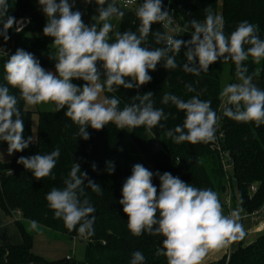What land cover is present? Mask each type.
<instances>
[{"label":"clouds","instance_id":"clouds-1","mask_svg":"<svg viewBox=\"0 0 264 264\" xmlns=\"http://www.w3.org/2000/svg\"><path fill=\"white\" fill-rule=\"evenodd\" d=\"M84 2L91 3L92 0ZM74 3L75 0L72 3L69 0H38L47 18L43 34L52 39L55 47V53L50 55V59L56 61L55 73L45 70L34 54L22 48H17L10 57L0 48V52L8 57L4 64L6 85H0V142L7 143L8 155L22 152L33 142L32 136L24 139V120L17 107L18 98L10 94V87L19 90V99L27 106L53 104L56 112L66 109L64 115L78 126V135L84 140L90 138L89 128L100 131L109 123H114L117 129L163 127L160 121L167 120L168 116L162 109L154 108L153 92L137 94L132 99L139 103L125 105L122 110L118 107V97L101 99V93L105 90L114 92L121 86L124 89L140 88L152 80L149 71H155L161 61L165 69L177 68L176 56L182 46L187 49L184 53L187 62L182 68L186 73L199 76L221 59L225 63L233 62L239 82L225 85L219 93L220 100L231 105L224 108L223 115L236 122H254L257 127L264 124V90L253 83L259 69L249 75L243 63L249 57L256 64L264 59V39L257 34L258 25L242 21L226 36L222 18L206 9L203 23L195 19L189 21L194 29L190 40L156 31L153 33L156 43L165 46L150 49L142 44L152 32V25L162 24L168 29L172 23L162 0H143L135 9L140 21L139 35L132 31L116 32L111 42L109 33L113 25L110 21L124 15L117 0H95L98 15L92 19L102 22L99 28L97 23L86 25L82 12L73 11ZM8 9L7 0H0V11L7 13ZM15 23L14 17L7 16L0 29L5 42L9 39L8 30ZM21 30L17 28V31ZM245 45L250 47L245 50ZM74 80L84 83L77 85ZM185 88L188 92L196 91L191 84H186ZM169 102L185 113L183 125L166 132L175 143L197 144L215 140L220 117L212 110L211 101L201 100L199 93L186 101L165 93L162 103ZM59 156L57 147L50 154L21 156L17 163L29 170L36 180L49 176L55 179L52 170ZM92 167L95 170V164ZM108 169L114 171L112 162H108ZM154 175L159 177V190L153 184ZM85 179L88 180L86 186L93 192L103 194L100 184L88 179L79 164H73L64 180L65 186L52 188L46 200L54 216L62 219L69 231L78 230L81 235L91 236L96 219L92 214L96 209L85 193ZM119 203L128 217L127 227L133 236L147 232L163 237V247L156 255L166 257L167 264H203L210 251L242 240L246 235L238 222L241 210L226 215L217 192L194 187L169 172L153 173L140 163L133 165L131 175L123 183ZM30 225L32 229L38 228L35 220L30 221ZM144 261L140 251L132 254L131 264H144Z\"/></svg>","mask_w":264,"mask_h":264},{"label":"trees","instance_id":"trees-1","mask_svg":"<svg viewBox=\"0 0 264 264\" xmlns=\"http://www.w3.org/2000/svg\"><path fill=\"white\" fill-rule=\"evenodd\" d=\"M142 2L143 0H139L132 9H124L119 32L132 31L139 35L137 29L140 21L135 15V9ZM7 3L8 12L0 11V29L7 16L14 17L15 20L21 16H29L30 23L20 32H14L13 26L7 32L9 39L6 42L0 36V45L12 43L14 53L17 48H22L34 54L42 67L49 66L47 54L53 43L50 37L43 34L47 18L38 0H16L14 7L12 0H7ZM163 3L164 9L168 4L174 8V16L181 26L178 39L184 41L191 39L194 29L189 21L195 19L203 23L207 15L206 9H210L214 16H218L220 9L223 32L226 36L235 31L240 22L246 20L258 25L257 34L264 39V0H163ZM151 31L142 46L150 49L164 47L163 43H156L153 34L156 31L166 32L162 24H153ZM244 47L247 50L250 45ZM185 51L187 49L182 46L179 55L176 56L177 68L165 69L161 61L155 71H149L152 77L149 83L138 89L135 87L124 89L121 86L114 92L105 90L106 96L118 97L120 100L118 107L122 110L125 105L139 103L132 97L151 91L154 108L162 109L168 116L167 120L160 121L163 127L157 125L152 130H148L146 126L128 129L135 145L146 156L153 173L169 172L194 187L212 189L218 193L223 208L227 194L231 192L229 195H232L233 206L249 213L257 211L264 204V124L257 127L254 122H236L224 116V108L231 105H226L219 98L224 69L223 59L211 64L208 72H201L196 76L182 70L184 63L187 62ZM8 57L0 58V85H6L4 64ZM243 63L248 68L249 75L259 69V75L253 77V83L259 87V80L264 78V59L256 64L249 57ZM230 74V83H238L233 62L230 63ZM73 82L77 85L84 83L82 80ZM186 84H191L196 91L188 92ZM261 88L264 90V85ZM165 93L176 95L185 101L199 93L201 100L211 101L212 110L220 117L215 140L208 143L177 144L168 137L167 130L183 125L185 113L170 102L163 104L162 98ZM10 94L18 98L17 107L24 120L23 136L27 139L32 132V112L26 109L25 102L19 99L18 89L10 87ZM65 111L66 109L59 112L41 111L37 140L22 152H16L10 162H3L0 159L1 209L11 216L20 211L23 219L35 220L38 225L70 238L81 235L78 230L69 231L63 220L54 216L46 200V195L52 188L62 189L65 186L64 180L68 177L73 164H79L81 172L87 173L88 179L99 183L103 193L98 195L93 192L86 186L88 180L85 179L83 187L91 205L96 209L92 214L96 219L93 225L94 234L83 235L86 242L83 264H131L135 251H140L144 255V264H167L166 257L156 255L157 250L163 247L162 236H153L145 232L136 237L127 227L128 217L119 201L122 199L123 183L131 175L132 169L121 164L117 158L124 136L122 129H117L114 123H109L100 131L89 128L90 138L84 140L78 135V126L64 115ZM215 141L219 143L221 149L212 148V145L217 144ZM3 146L8 145L6 142H0V148ZM57 147L60 149V156L52 170L55 179L49 176L36 180L29 170H25L23 165L17 163L21 156L50 154ZM224 153L228 156H224ZM74 157L77 158V162H74ZM108 162L114 164L113 172L108 169ZM227 163L232 166V173L225 166ZM93 164L96 166L95 170ZM153 184L159 190V177L153 176ZM252 185H256L254 192L251 191ZM15 222L22 241L19 244L0 243V264H77L73 263L71 258L50 261L33 252V235L26 230L22 220L16 219ZM222 264H264V234L246 246H239L230 254L228 262L223 259Z\"/></svg>","mask_w":264,"mask_h":264},{"label":"rangeland","instance_id":"rangeland-1","mask_svg":"<svg viewBox=\"0 0 264 264\" xmlns=\"http://www.w3.org/2000/svg\"><path fill=\"white\" fill-rule=\"evenodd\" d=\"M16 0H12V7H14ZM59 2V0H57ZM73 0H70L69 3H72ZM82 4H78L76 1L73 6V11L79 10L82 12V19L84 23L88 26H91L93 23H97L92 18L98 15L97 8L98 5L95 3V0H92L90 3L91 7L82 8ZM118 7H120L121 11H124V7L117 2ZM220 8V7H219ZM220 9L218 11V16H220ZM110 23L113 25V30L109 34L110 42L115 39V33L119 32L121 28V19L113 18ZM102 26V22L97 23V27ZM55 53V47L51 44L49 48V52L47 54L50 65L43 67L45 70L50 71L52 67H55L56 61L50 59V55ZM230 63L231 61L225 63L224 69L221 76V90L227 85L231 84V74H230ZM264 85V78L259 80V88L262 89ZM107 97L105 91L101 93V99ZM25 108L32 112V132L31 136L33 137V141L37 140L38 135V123H39V113L41 111H53L55 106L53 104H41L36 106H27L25 104ZM123 131V141L121 148L118 152L117 158L119 162L128 168L132 169L133 165L140 163L143 164L147 169L153 172L151 165L148 163L147 158L138 147L135 145L132 136L128 129H122ZM8 146H3L0 148V159L3 162H10L15 153L12 155H8L7 152ZM227 169L230 173H232V166L227 163ZM16 215V214H15ZM19 216V215H17ZM14 218H16L13 215ZM13 218V219H14ZM12 219V218H11ZM17 219V218H16ZM26 230L33 235V252L40 255L41 257L50 260L57 261L61 259H66L68 256L71 258V261L77 264H83L85 261L86 254V242L83 235H79L77 237L70 238L66 235H63L53 229H50L45 226L38 225L37 229H32L30 222L24 223Z\"/></svg>","mask_w":264,"mask_h":264},{"label":"crops","instance_id":"crops-1","mask_svg":"<svg viewBox=\"0 0 264 264\" xmlns=\"http://www.w3.org/2000/svg\"><path fill=\"white\" fill-rule=\"evenodd\" d=\"M75 1L78 4H82V8L91 7L90 3H85L84 0ZM230 193H228L227 196ZM223 209L225 213L226 210L225 208ZM14 216L17 219L22 220L25 224L27 222H30L23 219L21 215L17 216L16 214ZM13 218V216L5 213L0 207V243L2 244H19L22 241L21 234L15 222L16 219ZM238 222L243 226L245 230V237L242 240L231 241L219 250L210 251L204 259L203 264H222L223 259H226L227 263L228 256H230V254L239 246H246L255 241L258 237L262 236L264 234V204L257 211L251 213L247 212L246 215L240 217Z\"/></svg>","mask_w":264,"mask_h":264},{"label":"built area","instance_id":"built-area-1","mask_svg":"<svg viewBox=\"0 0 264 264\" xmlns=\"http://www.w3.org/2000/svg\"><path fill=\"white\" fill-rule=\"evenodd\" d=\"M139 0H117L118 3H120L124 9H132ZM166 9L170 12V15L172 17V23L169 25L168 29H165L167 34L172 35L174 38L180 35L181 32V26L179 24V22L177 21V19L174 16V8L169 6V4L166 6ZM30 23V17L29 16H21L16 20V23L14 25V32H20L17 31V28L20 29H24L28 24ZM0 48H2L6 53L7 56H11L14 53V47L12 45V43L8 44V45H0ZM3 52H0V58L2 57H7ZM50 71L55 73V67H52L50 69ZM217 144L212 145V148H218L221 149V147L219 146V143L217 141H215ZM224 156H228L227 153H224ZM225 166L227 167V164H225ZM256 190V185H252L251 186V191L254 192ZM224 208L226 210L225 214H229L230 211L233 210H237L240 209L241 211L239 212V216L242 217L244 215H246L247 211L243 210L240 207H235L232 204L231 201V196H227L226 200H225V205ZM17 215H21L20 211L16 212ZM16 219V218H15ZM67 258H70L69 256ZM230 256H228L227 258V262L229 260Z\"/></svg>","mask_w":264,"mask_h":264},{"label":"water","instance_id":"water-1","mask_svg":"<svg viewBox=\"0 0 264 264\" xmlns=\"http://www.w3.org/2000/svg\"><path fill=\"white\" fill-rule=\"evenodd\" d=\"M162 3H163V0H162ZM163 6H164V3H163ZM74 162H77V158L74 157Z\"/></svg>","mask_w":264,"mask_h":264}]
</instances>
